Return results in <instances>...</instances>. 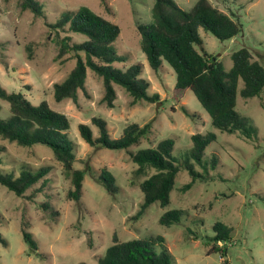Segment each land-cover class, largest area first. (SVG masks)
<instances>
[{"label":"rangeland","instance_id":"374dc122","mask_svg":"<svg viewBox=\"0 0 264 264\" xmlns=\"http://www.w3.org/2000/svg\"><path fill=\"white\" fill-rule=\"evenodd\" d=\"M20 1L0 0V83L10 92L22 91L33 104L47 100L53 109L68 115L75 166L85 168L87 173L80 200H70V179L48 146H19L0 138L4 156L1 171L19 175L24 168L50 167L49 173L22 196L0 183V233L8 241L7 245L0 242V264H99L115 235L120 240L163 236L172 255L171 264H264V92L243 97L240 90L244 82L240 80L236 109L258 129L256 136L249 139L238 132L222 131L212 124L191 89L176 87L174 69L164 61L155 71L142 50L137 25L153 21L155 0H40L43 16L24 10ZM176 1L185 9L197 2ZM211 1L236 16L242 31L221 41L200 27L206 51L222 61L227 70L233 66V52L242 47L250 49L253 60L264 64V0ZM82 5L120 26L121 33L112 46L125 61L117 65L141 62V76L150 82L149 93L159 95L155 102L134 104L129 93L116 85L115 106L109 108L102 101V79L92 70L88 71L86 91H79L78 104L71 99L55 100L53 86L67 76L74 61L62 63L56 59L58 35L47 22ZM66 34L61 32L60 36ZM68 34L72 41L86 38L79 33ZM0 106V117L9 116V103L0 98ZM94 116L107 120L112 138H119L129 123H151V131L140 144L130 147L132 151L156 146L164 139L174 141L173 154L180 171L168 205L154 202L142 216L134 217L144 201L140 182L154 169L137 174L138 165L128 150L88 144L79 124H89L94 136H99L92 122ZM197 132H214L216 139L207 146L203 165L194 162L202 178L185 189L192 175L183 163L190 156L192 135ZM213 156L217 158L215 167ZM103 169L115 175L117 193L109 192L98 181ZM175 208L184 210L181 220L162 224V214ZM217 221L233 227L226 252H208L214 244L211 238ZM23 229L36 239L37 251L31 252ZM157 247L161 249V244Z\"/></svg>","mask_w":264,"mask_h":264},{"label":"trees","instance_id":"16d2710c","mask_svg":"<svg viewBox=\"0 0 264 264\" xmlns=\"http://www.w3.org/2000/svg\"><path fill=\"white\" fill-rule=\"evenodd\" d=\"M20 4L24 10L29 9L38 16L44 15V5L40 0H21ZM152 10L153 21L137 25L141 35V48L151 67L158 71L166 61L176 73V87L191 89L218 129L238 132L249 139L256 136L258 129L237 111L236 106L240 80L244 82L240 90L243 97L259 96L264 92V64L253 60L250 49L242 47L233 52V66L227 70L222 61L206 51L199 33L200 27H203L221 41L229 40L242 31L240 20L221 10L211 0H197L190 9L183 8L176 0H155ZM47 25L58 35L56 59L62 63L74 61L67 76L53 86L56 101L71 99L78 104L79 91H86L89 70L101 77L104 86L102 101L109 108L115 106L116 85L129 93L134 104L144 100L155 102L159 98L158 94L149 93L150 82L141 76V62L122 67L117 65L118 62L125 61L124 56L117 54L112 46L121 33L118 24L82 5L77 10L63 11L56 21L47 22ZM61 32L67 34L61 37ZM69 32L82 34L86 38L72 41ZM0 98L9 103L10 111L9 116L0 117V138L19 146H48L54 160L62 165L70 179L68 198L80 200L87 170L75 166L77 157L68 135L71 128L68 115L53 109L47 100L33 104L22 91L10 92L1 83ZM184 110L189 113L185 108ZM92 122L98 127L99 136H94L89 124H79L80 134L88 144L128 150L133 162L138 165L135 170L137 174H146L149 169H154L153 173L140 182L144 201L134 217L142 216L154 202H159L162 206L168 205L180 171L173 154L174 141L171 138L164 139L156 146L132 151L130 147L140 144L151 131V123H129L119 138H112L106 119L94 116ZM215 139L214 132H197L192 135L193 147L190 156L183 163L192 175V181L185 185V189L202 178L194 162L202 164L207 146ZM2 152L0 146V164L4 157ZM211 163L213 167L216 166L215 156ZM49 171V166H42L38 170L24 168L19 175L0 170V183L16 195L22 196ZM98 181L111 193L119 191L115 175L107 169L101 171ZM183 214V209L168 210L162 214L160 222L171 225L179 222ZM213 229L215 234L211 240L214 244L208 252H226V245L232 239L233 227L217 221ZM23 237L31 252L38 250V243L31 232L23 229ZM0 242L8 244L1 233ZM158 243L161 244V249L157 247ZM223 243L225 247H222ZM171 260L172 255L161 235L129 240H120L115 235L106 254L99 259V264H171ZM78 264L88 263L81 261Z\"/></svg>","mask_w":264,"mask_h":264}]
</instances>
